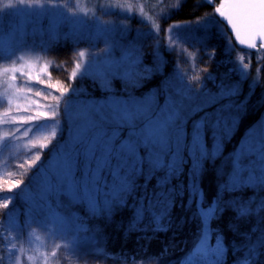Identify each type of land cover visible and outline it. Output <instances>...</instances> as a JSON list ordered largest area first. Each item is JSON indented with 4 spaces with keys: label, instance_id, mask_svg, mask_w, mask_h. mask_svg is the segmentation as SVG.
Returning a JSON list of instances; mask_svg holds the SVG:
<instances>
[{
    "label": "rangeland",
    "instance_id": "obj_1",
    "mask_svg": "<svg viewBox=\"0 0 264 264\" xmlns=\"http://www.w3.org/2000/svg\"><path fill=\"white\" fill-rule=\"evenodd\" d=\"M204 1L211 2L212 8H210L213 12V8L221 7L224 0ZM8 2L9 0H0V8ZM41 2L47 3V0ZM65 2L66 0H58L61 4ZM183 2L184 0H67L78 14L83 15L87 12L91 17L95 12L96 16L108 24L111 31L103 37L96 35L92 24L73 30L67 25L54 23L55 18L42 14L35 8L18 13L5 10V14L0 17V53H3V56H0V196H14L13 202L7 208L3 207L5 201L0 200V228H3L5 230L3 234L16 244V255L7 258L5 264H16L17 258L20 264H54V260L59 257L56 255L64 249L67 250L75 239L78 240L75 214L69 213L65 208L80 207L87 213L86 215L92 213L86 203L76 202L66 195H61L58 189L54 192L48 191L57 155L65 142L71 140L73 120L70 114L64 112L66 103L71 105L70 111L75 113L82 105L88 103L102 102L109 97L126 99L132 96L150 101L159 111L166 106L169 97L172 96L178 101H183L181 119L186 121L189 130L193 122L200 120L205 114L212 117L213 121L222 118L221 129L217 136V142L220 143V152L217 156L222 154L223 142L236 130L238 118L245 110L244 102L241 100H247L262 77L256 66L253 67L249 53L239 52L233 46V48L229 46L225 40L210 43L207 39L201 38V35L199 37L197 32L204 29L200 26L202 24L196 23L191 28H187L189 24L167 22L169 14L179 8ZM97 4H102L109 14L103 15L97 10ZM220 23H216L212 29L217 30L216 34L221 38L224 33L221 31L223 26ZM179 25L186 27L174 30V26ZM66 41L71 42L72 48L68 50V56L62 57V60L57 57L55 51L56 47ZM59 42L62 43L56 46ZM108 46H111V51L102 52ZM223 46L229 48L226 51H229L230 57L224 56ZM80 52L85 53L83 58L79 57ZM10 53H15L12 59L7 58ZM126 54L129 55L130 61L137 62H125L121 72L130 73L131 78L136 81L135 85L128 83L122 75L112 77L108 90H105L101 82L91 75L80 76L78 72L77 77L72 78L77 62L82 65L87 64L90 56L121 61ZM167 61H172L169 69L171 72L163 78L164 82L148 90L140 89L144 82L164 74L163 69ZM245 64L248 65L247 68H244ZM240 69L247 74L246 77H241ZM81 81L86 84H80ZM245 82L249 89L239 100ZM233 83L238 84L239 94L231 100L213 99L207 95L217 93L221 84ZM69 85L74 91L66 92L61 96L63 88ZM29 88L32 91H29ZM178 90L188 91L191 100H183V97L177 95ZM37 91H41L42 95H35ZM49 92L54 96H60L55 120L39 118L35 122H23L21 118H27L37 112H51V109L44 107L47 104H56L51 98L44 99L43 94ZM94 93H97L98 97H95ZM196 104L203 105L202 112L191 110ZM224 122L228 124L227 130L224 129ZM261 125H264V111L256 123L245 129L238 147L230 153V160L250 140V133L259 129ZM121 134L126 136L127 130ZM208 142L210 147L214 143L211 134ZM37 146L41 147L42 151L45 150L46 154L42 155V151H38ZM48 150L50 152L47 155ZM37 155L40 156L38 160ZM257 155L260 161H264V154L258 152ZM45 156L48 158L47 162ZM17 158L22 159L26 169L34 168L37 173L32 175L27 174L26 171L20 184L13 188L12 192H8L6 189L11 187L12 182H10L11 177L5 176L7 171L5 168L9 166H6V162L10 159L15 161ZM260 161L258 170L259 173L264 174ZM12 164L14 165L15 162ZM185 166L188 168L187 174L174 179L173 184L180 186L182 195L187 191L189 204L193 200L188 191L191 168V160L188 157H185ZM231 170V167H225L226 173L224 172L222 176H227ZM4 178L6 181H3ZM151 183L147 190L149 196L155 188V178ZM137 185L140 191L144 192L143 177L137 179ZM29 196L31 202L26 199ZM142 196L136 199V203H140ZM200 200L207 207L216 199L205 201L201 189ZM144 202L147 204V200ZM193 202L197 213L198 205L196 201ZM5 213L21 226L20 240L16 239L17 233L8 231V218ZM169 215L164 220H167ZM57 217L62 219L63 228H54L49 223L45 230L43 227L45 222ZM37 224L41 227H37ZM210 227L213 232L217 231L211 225ZM202 244L215 247L216 240H213L212 236L202 240L200 230V235L193 243L191 251L182 258L180 264H203L206 251ZM224 248L225 264L227 254L225 244ZM4 255L8 256L7 250ZM235 263L244 264L245 260L239 259Z\"/></svg>",
    "mask_w": 264,
    "mask_h": 264
},
{
    "label": "snow or ice",
    "instance_id": "obj_2",
    "mask_svg": "<svg viewBox=\"0 0 264 264\" xmlns=\"http://www.w3.org/2000/svg\"><path fill=\"white\" fill-rule=\"evenodd\" d=\"M229 7L232 10L230 14H225L223 5L216 8L215 13L232 26L239 43L255 48L257 41H260L259 47L264 48V0H232ZM34 8L42 14L55 18L54 23L67 25L73 30L92 24L98 37H103L111 31L108 24L96 16L95 12L91 17L87 12L83 15L78 14L67 0L64 4L58 3V0H47V3L41 0H15V2L9 0L0 8V17L5 14V10L18 13L24 10L31 11ZM97 10L103 15L109 14L102 4H97ZM211 23L210 19H206L200 26L207 30ZM183 27L186 26H174V30ZM110 51L111 46L102 50L104 53ZM0 56H3V53H0ZM14 56L15 53H10L7 58L12 59ZM84 56V52L79 53L80 58ZM125 62L137 61H130L128 54L121 61L90 56L87 64L82 65L77 62L72 78L77 77L78 72L80 76L91 75L101 82L105 90H108L112 77L122 75L128 83L135 85L136 81L131 78L130 73L121 72ZM247 67L248 65L245 64L244 68ZM239 71L241 77H246L247 74L243 69ZM28 90L32 91L31 88ZM70 91H74L71 85L63 88L61 96ZM238 94L239 86L233 83L221 84L217 93L207 95L213 99L231 100ZM35 95L41 96L42 92L37 91ZM43 95L44 99L51 98L56 101L54 105L44 106L51 109V112H37L35 115L21 118L23 122H35L39 118L55 120L60 96H54L50 92ZM177 95L183 97V100H191L188 91L178 90ZM182 107L183 101H178L172 96L169 97L166 106L159 111L150 101L132 96L126 99L109 97L102 102L88 103L82 105L75 113L70 111L71 105L66 103L64 112L70 114L73 120L71 140L65 142L57 155L48 191L54 192L58 189L59 194L66 195L76 202L86 203L93 214L111 213L114 205L123 206L127 203L126 197L139 187L138 178L143 177L145 190L155 178L156 184L151 196L145 191V195L140 198L130 227H136L143 220L145 211H148L153 214L157 227L161 228L163 227L161 221L169 215L170 209L175 205L176 197L182 195L180 186L173 184V180L183 174L185 157H188L191 160L188 191L191 199L198 205L197 214L202 224V240H207L214 231L210 227L211 222L223 214L225 203L221 197L205 207L200 200L199 179L203 162L215 159L220 152L217 136L221 129L222 118L213 121L212 117L205 114L200 120L193 122L189 130L186 121L181 119ZM202 109V104H196L191 110L197 112ZM227 128L228 124L224 122V129ZM124 130H127L126 136L121 134ZM210 134L214 142L211 147L208 142ZM53 135L55 136L56 133L54 132ZM258 152L264 154V125L253 130L250 133V140L232 157V170L226 178H223L219 186L221 193L234 192L245 187L264 189V174L257 171L256 162L260 161ZM36 158L38 160L40 156L37 155ZM260 163L264 168V161ZM19 184V181L12 182L11 187L6 191L12 192ZM13 199L14 196H0V200L5 201L3 204L5 208L13 202ZM26 199L31 202L30 196ZM145 200H147L146 207ZM230 207L234 209L238 218H244L254 211L264 210V201H261L255 209L247 202H233ZM4 215L8 218V231L17 233L16 239L20 240L21 226L8 213ZM49 223L54 228H63L61 218L46 221L43 225L45 230ZM36 226L41 227L39 224ZM4 231L0 228V264H5L7 258L16 255V244L3 234ZM202 246L206 251L203 264H224L225 248L220 234H217L215 247L207 244ZM259 248H264V234L255 242H249L247 264H255ZM5 250L7 257L4 255ZM16 264H20L19 258Z\"/></svg>",
    "mask_w": 264,
    "mask_h": 264
},
{
    "label": "trees",
    "instance_id": "obj_3",
    "mask_svg": "<svg viewBox=\"0 0 264 264\" xmlns=\"http://www.w3.org/2000/svg\"><path fill=\"white\" fill-rule=\"evenodd\" d=\"M206 19H210L212 23L208 25L207 30L201 29L197 32L199 37L201 35V38L207 39L210 43L225 40L229 46L237 48L223 24V30L221 31L224 35L221 38L216 34L217 30L212 29L216 23L219 24L220 22L204 0H184L179 8L169 14L167 22L189 24L187 28H191L193 24L198 22V24H203ZM61 43L59 42L56 46ZM61 45L56 47L55 52L57 57L63 60L68 56L67 52L72 48V44L70 41H66ZM227 47H224L223 54L225 57H230L231 54L228 50L226 51V49H229ZM217 50L220 52L219 47H217ZM259 55L260 57H258ZM171 63L172 61H167L163 69L164 74L144 82L140 89L148 90L164 82L163 78L171 72L169 70ZM251 63L253 67L256 66V70H258L262 79L250 92L246 101L241 100L249 89L245 82L244 90L239 97V100L244 102L243 107L245 110L238 118L236 130L229 139L223 142L222 154L216 156L215 159H208L204 162L199 179V186L202 189L205 201H211L213 198L217 200L222 197L225 202L223 214L211 222V226L217 229L216 232L212 233V239L216 240L217 234H220L227 248L225 264H234L239 259H244V264H247L246 257L249 242H255L258 237L264 234V210L254 211L250 216L238 218L234 209L230 207L233 202H243L244 200L251 203L253 209H255L261 201H264V189L245 187L234 192L223 193L219 190L220 182L226 176H222L225 167H231L232 169L230 153L238 147L245 129L256 123L264 111V84H262L264 83V52L257 54L256 60L251 61ZM80 84L86 83L81 81ZM94 95L98 97L97 93H94ZM37 149L42 151L39 146H37ZM49 152L48 150L47 155ZM44 154H46L45 150L42 151V155ZM46 156L47 162L48 158ZM13 162H15L14 165ZM256 164L259 172V161ZM7 165L9 166L5 168L7 169L5 176L6 178L11 177L10 182H20L26 171L27 174L31 173L32 175L37 173L34 168L28 169L27 167L26 169L22 159L19 158L15 161L10 159L9 162H6ZM187 171L188 168L185 166L182 175L185 176ZM3 181H6L5 178ZM2 184L5 186L4 182ZM147 190L141 192L137 187L133 193L126 197L127 203L123 206H113L111 213L100 212L86 215L87 213L80 207L71 208L69 206V209L68 207L65 208L69 213L75 214L74 219L77 223L76 238L78 240L75 239L67 250L60 251L56 255L59 257L54 260V264H180L182 258L191 251L193 243L200 235L201 223L194 209V202L187 203L188 195L186 191L182 196L176 197L175 205L170 209L168 219L161 221L163 227H157L153 214L148 211H145L143 220L136 227H130L134 221L135 210L139 206L136 199L142 195L144 196ZM241 198L242 200H239ZM65 202L69 201L65 200ZM255 264H264V248L258 249Z\"/></svg>",
    "mask_w": 264,
    "mask_h": 264
},
{
    "label": "water",
    "instance_id": "obj_4",
    "mask_svg": "<svg viewBox=\"0 0 264 264\" xmlns=\"http://www.w3.org/2000/svg\"><path fill=\"white\" fill-rule=\"evenodd\" d=\"M209 2V1H208ZM229 3L231 4L232 3V0H227L226 4H225V7H224V11H225V14H230L231 13V9L229 7ZM216 15L218 16L219 20L225 25L227 31L229 32V34L231 35L232 37V40L234 41L235 45L239 48V49H242V50H246V51H255L257 50V48L259 47V44H260V41H257V47L255 48H251L249 47L248 45H241L239 43V41L236 39V33H235V30L232 28V26L227 22L226 19L224 18H221L219 16L218 13H216Z\"/></svg>",
    "mask_w": 264,
    "mask_h": 264
},
{
    "label": "flooded vegetation",
    "instance_id": "obj_5",
    "mask_svg": "<svg viewBox=\"0 0 264 264\" xmlns=\"http://www.w3.org/2000/svg\"><path fill=\"white\" fill-rule=\"evenodd\" d=\"M206 3H207V5H209L211 8H212V4H211V2H208V1H205ZM226 2H227V0H224L223 1V7H225V4H226ZM229 5H230V3H229ZM215 9L216 8H213V13L216 15V13H215ZM217 16V15H216ZM218 17V16H217ZM219 19V18H218ZM220 21V20H219ZM221 22V21H220ZM222 23V22H221ZM223 24V23H222ZM224 25V24H223ZM225 26V25H224ZM233 43H234V41H233ZM234 45H235V43H234ZM236 46V45H235ZM237 47V46H236ZM236 50H238L239 52H244V53H249L251 56H250V60L251 61H254V60H256V56H257V54H261L262 52H264V48H261V47H258L257 48V50H255V51H252V52H250V51H246V50H242V49H239L238 47L237 48H235ZM252 54H255V55H252ZM258 57H260V55L258 56Z\"/></svg>",
    "mask_w": 264,
    "mask_h": 264
}]
</instances>
